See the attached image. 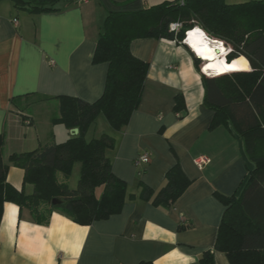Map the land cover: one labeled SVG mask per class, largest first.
Masks as SVG:
<instances>
[{"label": "crops", "instance_id": "obj_1", "mask_svg": "<svg viewBox=\"0 0 264 264\" xmlns=\"http://www.w3.org/2000/svg\"><path fill=\"white\" fill-rule=\"evenodd\" d=\"M163 1L60 0L56 11L33 13L17 8L12 0H0L4 161L12 152L69 137L70 129L52 121L58 114L54 96L92 102L102 94L107 63L93 62V53L107 14ZM130 50L149 62L140 102L124 128L116 131L108 124L101 131L115 136L112 170L135 198H127L119 213L89 225L59 211L52 212L48 224H37L27 208L5 202L0 264H203L200 258L207 250L212 251V261L205 264H229L225 253L214 248L225 209L216 193L238 195L254 167L244 141L230 122L211 125L214 109L204 100L203 77L208 75L201 69L204 60L198 51L185 41L154 36L131 40ZM248 68L247 59L240 56L231 63L209 61L207 74ZM179 94L185 108L176 111ZM18 95L21 111L11 101ZM37 95L51 98L36 101ZM143 152H149L148 161L136 165L135 158ZM198 155L210 159L202 169L193 162ZM175 163L191 181L173 204L155 205L137 196L139 181L157 190ZM23 174L10 166L6 178L28 193L31 185H23Z\"/></svg>", "mask_w": 264, "mask_h": 264}, {"label": "trees", "instance_id": "obj_2", "mask_svg": "<svg viewBox=\"0 0 264 264\" xmlns=\"http://www.w3.org/2000/svg\"><path fill=\"white\" fill-rule=\"evenodd\" d=\"M17 8L29 12H51L60 9V0H12ZM181 21L178 31L169 30L173 21ZM193 45L198 37L219 42L224 60L231 63L243 56L250 68L207 74L209 60L203 59L204 100L214 109L211 125L230 122L244 141L245 152L254 167L238 195L216 196L224 204L214 248L225 253L229 264H264V0L227 3L225 0H165L138 10L110 11L105 17L93 53V62L107 63L102 94L89 102L77 96L60 94L58 114L53 123L67 129L77 128L63 141L49 140L34 149L12 152L3 159L4 134L0 133V221L5 202L27 208L31 220L49 223L52 212L59 211L72 221L89 225L121 211L127 198V183L112 170L111 151L115 136L102 132L86 138L89 126L102 114L116 131L124 128L137 108L143 92L149 62L130 50V42L141 37H165ZM198 30V31H197ZM204 49V47H202ZM196 49V50H195ZM202 50V49H201ZM31 93H26V95ZM22 95L11 101L19 110ZM51 96L37 95V100ZM176 111L185 108L183 96L175 97ZM22 119H30L20 113ZM79 162L80 176L75 187L68 180L72 166ZM10 166L23 170V185L31 191L16 188L6 178ZM178 163L165 174L157 190L138 182V197L155 205L169 206L190 183ZM56 198L59 203L53 204ZM200 261H212V251L203 253ZM136 264H152L140 261Z\"/></svg>", "mask_w": 264, "mask_h": 264}, {"label": "rangeland", "instance_id": "obj_3", "mask_svg": "<svg viewBox=\"0 0 264 264\" xmlns=\"http://www.w3.org/2000/svg\"><path fill=\"white\" fill-rule=\"evenodd\" d=\"M243 1H247V0H225V2H227V3H238V2H243ZM185 37H186V35L184 34V38L182 40H180V41H184ZM205 39L209 40L207 37H205ZM209 41H211V40H209ZM220 41L225 45V47L227 49L231 50V47L228 44H226V42L224 40H220ZM195 42H198L200 44L199 47L202 49V51H205L206 49H210L208 57L203 58V59H207V60H209L211 62H217V61H223L224 60L225 52L223 50H221V52H219V55L216 56V51L215 50L216 49H221V44L219 42H214V43H216V47H217V48H214V49L210 48V44L206 43L203 40V37L196 38L194 43ZM211 42H213V41H211ZM202 47H204V49ZM107 125H108V123L104 119L103 115L99 114L97 116V118L95 119V121L89 126V128H88V130L86 132V138L90 139V138L99 136L100 133L103 132V131H101V127L102 128H103V126L110 127L109 125L108 126ZM104 132H108V131H104ZM79 176H80L79 162H75L73 164V166H72L71 174H70V177H69V180H68V184H69L70 187H75L76 186V183H77V181L79 179Z\"/></svg>", "mask_w": 264, "mask_h": 264}, {"label": "built area", "instance_id": "obj_4", "mask_svg": "<svg viewBox=\"0 0 264 264\" xmlns=\"http://www.w3.org/2000/svg\"><path fill=\"white\" fill-rule=\"evenodd\" d=\"M78 1H87V0H78ZM177 1L181 3L184 2V0H177ZM13 24L14 26L17 25L16 19H13ZM181 27H182V23L180 21H173L169 24V30L178 31ZM188 31L189 29L185 30V35L188 33ZM229 50L230 49H227V52ZM26 122L28 123V120ZM148 159H149V152H143L135 158V164L140 165L142 163H146ZM209 161L210 159L207 155H198L193 158V162L198 169H202L207 163H209Z\"/></svg>", "mask_w": 264, "mask_h": 264}, {"label": "bare ground", "instance_id": "obj_5", "mask_svg": "<svg viewBox=\"0 0 264 264\" xmlns=\"http://www.w3.org/2000/svg\"><path fill=\"white\" fill-rule=\"evenodd\" d=\"M203 40H204L206 43L210 44V48H211V49L217 48V47H216V43L211 42V41H209V40H206L205 37H203ZM193 45L195 46V48L197 49L198 53L201 55L202 58H206V57H208L210 49H206L205 51L200 50L201 48L199 47L200 44H199L198 42L193 43ZM221 50H223V49L221 48V49H216V50H215V51H216V56L219 55V52H221ZM223 51H224V50H223Z\"/></svg>", "mask_w": 264, "mask_h": 264}, {"label": "water", "instance_id": "obj_6", "mask_svg": "<svg viewBox=\"0 0 264 264\" xmlns=\"http://www.w3.org/2000/svg\"><path fill=\"white\" fill-rule=\"evenodd\" d=\"M185 43H186V42H185ZM208 77H212V76H208ZM70 131H71L72 134L77 133V128H72ZM52 203H53V204H57V203H59V200L56 199V198H53V199H52Z\"/></svg>", "mask_w": 264, "mask_h": 264}, {"label": "clouds", "instance_id": "obj_7", "mask_svg": "<svg viewBox=\"0 0 264 264\" xmlns=\"http://www.w3.org/2000/svg\"><path fill=\"white\" fill-rule=\"evenodd\" d=\"M229 51H230V50H229ZM229 51H228V52H229ZM228 52H227V53H228Z\"/></svg>", "mask_w": 264, "mask_h": 264}, {"label": "snow or ice", "instance_id": "obj_8", "mask_svg": "<svg viewBox=\"0 0 264 264\" xmlns=\"http://www.w3.org/2000/svg\"><path fill=\"white\" fill-rule=\"evenodd\" d=\"M198 31V30H197Z\"/></svg>", "mask_w": 264, "mask_h": 264}]
</instances>
